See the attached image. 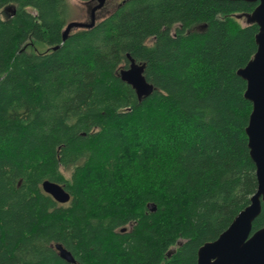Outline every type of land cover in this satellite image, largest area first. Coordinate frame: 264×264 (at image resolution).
<instances>
[{
  "label": "trees",
  "instance_id": "16d2710c",
  "mask_svg": "<svg viewBox=\"0 0 264 264\" xmlns=\"http://www.w3.org/2000/svg\"><path fill=\"white\" fill-rule=\"evenodd\" d=\"M257 5L128 0L63 42L69 0H0V264H70L57 244L76 264H197L258 188L237 75ZM128 55L154 86L141 100Z\"/></svg>",
  "mask_w": 264,
  "mask_h": 264
},
{
  "label": "water",
  "instance_id": "95a60500",
  "mask_svg": "<svg viewBox=\"0 0 264 264\" xmlns=\"http://www.w3.org/2000/svg\"><path fill=\"white\" fill-rule=\"evenodd\" d=\"M108 0H92L86 3L93 5L90 10V21L68 23L64 33L65 42L70 33L80 29L93 28L98 18L96 13L106 6ZM128 0H124V3ZM258 3L250 14L245 16L247 24H256L259 32L256 35L257 51L254 57L243 68L237 71V75L246 82L244 97L252 103V112L246 128L250 156L256 166L258 188L251 197L250 204L243 209L233 220L231 225L220 236L211 242L202 245L197 253V264H264V227L252 233L253 224L261 214L264 206V0H230ZM7 11L15 14L11 7ZM58 47L54 48V50ZM130 65L120 71L122 81L130 85L141 100L150 96L154 86L150 84L144 75L145 65L138 64L128 55ZM43 188L50 196L61 204H67L71 195L65 187L50 181L43 183ZM155 206L152 207L155 210ZM182 243L180 242L179 245ZM59 256L71 264L76 260L62 245L57 244ZM175 250L170 251V257Z\"/></svg>",
  "mask_w": 264,
  "mask_h": 264
},
{
  "label": "rangeland",
  "instance_id": "374dc122",
  "mask_svg": "<svg viewBox=\"0 0 264 264\" xmlns=\"http://www.w3.org/2000/svg\"><path fill=\"white\" fill-rule=\"evenodd\" d=\"M69 1H70V4L73 6V9H74V14H73L74 16L72 17L70 22L77 21V22L88 23L90 21L91 7H93L96 3L88 6L87 4H84V3L80 2L79 0H69ZM119 2H121V1L120 0H109V1H107L106 6H105L106 9L100 10L99 12L96 13L97 18L100 19L104 16L111 14L114 11V9L117 7ZM241 23L245 26L247 24L246 19L245 18L241 19ZM37 45H38L36 47L37 50H39V51L46 50V47L44 45H42V44H37Z\"/></svg>",
  "mask_w": 264,
  "mask_h": 264
},
{
  "label": "flooded vegetation",
  "instance_id": "af4514ba",
  "mask_svg": "<svg viewBox=\"0 0 264 264\" xmlns=\"http://www.w3.org/2000/svg\"><path fill=\"white\" fill-rule=\"evenodd\" d=\"M108 1H109V0H108ZM120 1H121L122 3L119 2V4H120V3L123 4L124 0H120ZM119 4H118V5H119ZM118 5H117V6H118ZM105 9H106V7H104L102 10H105ZM98 12H99V11H98Z\"/></svg>",
  "mask_w": 264,
  "mask_h": 264
},
{
  "label": "bare ground",
  "instance_id": "6f19581e",
  "mask_svg": "<svg viewBox=\"0 0 264 264\" xmlns=\"http://www.w3.org/2000/svg\"><path fill=\"white\" fill-rule=\"evenodd\" d=\"M123 3H124V2H123ZM64 31H65V30H64ZM245 92H246V91H245ZM44 182H45V181H44ZM44 182H43V183H44ZM42 188H43V185H42ZM43 191L46 193V191L44 190V188H43ZM47 194H48V193H47ZM66 262H67V261H66ZM70 264H71V263H70Z\"/></svg>",
  "mask_w": 264,
  "mask_h": 264
}]
</instances>
